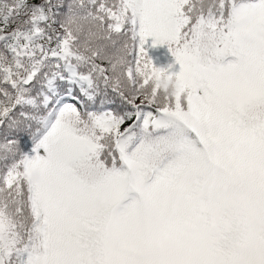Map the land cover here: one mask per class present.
<instances>
[{
    "label": "snow or ice",
    "instance_id": "snow-or-ice-1",
    "mask_svg": "<svg viewBox=\"0 0 264 264\" xmlns=\"http://www.w3.org/2000/svg\"><path fill=\"white\" fill-rule=\"evenodd\" d=\"M0 264H264V0H0Z\"/></svg>",
    "mask_w": 264,
    "mask_h": 264
},
{
    "label": "trees",
    "instance_id": "trees-1",
    "mask_svg": "<svg viewBox=\"0 0 264 264\" xmlns=\"http://www.w3.org/2000/svg\"><path fill=\"white\" fill-rule=\"evenodd\" d=\"M149 58L153 61L154 66L158 68L168 69L169 65H173L171 71L177 70L178 65L174 64V58L168 52L166 46H157L155 48L148 46L146 48ZM178 71V70H177Z\"/></svg>",
    "mask_w": 264,
    "mask_h": 264
},
{
    "label": "clouds",
    "instance_id": "clouds-1",
    "mask_svg": "<svg viewBox=\"0 0 264 264\" xmlns=\"http://www.w3.org/2000/svg\"><path fill=\"white\" fill-rule=\"evenodd\" d=\"M158 83L161 91L169 96H175L183 90L180 82L171 75L159 76ZM34 180H39L38 173L34 175Z\"/></svg>",
    "mask_w": 264,
    "mask_h": 264
},
{
    "label": "rangeland",
    "instance_id": "rangeland-1",
    "mask_svg": "<svg viewBox=\"0 0 264 264\" xmlns=\"http://www.w3.org/2000/svg\"><path fill=\"white\" fill-rule=\"evenodd\" d=\"M177 70L179 71V68L177 67ZM176 69L174 70V72H178Z\"/></svg>",
    "mask_w": 264,
    "mask_h": 264
}]
</instances>
